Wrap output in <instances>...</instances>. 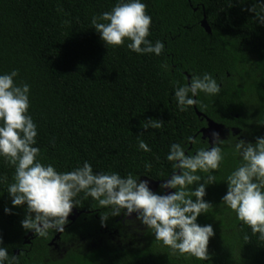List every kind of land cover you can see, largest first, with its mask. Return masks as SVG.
Segmentation results:
<instances>
[{"label":"trees","instance_id":"obj_1","mask_svg":"<svg viewBox=\"0 0 264 264\" xmlns=\"http://www.w3.org/2000/svg\"><path fill=\"white\" fill-rule=\"evenodd\" d=\"M142 2L152 18L147 39L165 45L160 56L131 52L128 41L106 47L91 28V17L110 11L116 0H0V74L17 70L15 83L30 86L28 114L37 125L34 146L42 163L66 172L87 161L94 172H131L164 182L173 171L165 158L170 145L192 135L200 142L188 152L202 147L205 118L227 130L222 140L255 143L264 136V24L250 11L259 12L262 0ZM205 72L221 85L218 96L196 97V111L205 118L193 106L179 111L174 82L183 85ZM150 120L162 126L143 128ZM137 137L150 152L138 149ZM146 162L152 165L147 173ZM235 166L229 153L213 173L217 182L206 187L204 200L212 208L197 223L211 225L214 236L211 258L203 262L172 255L136 217L109 216L102 226L101 214L108 210L97 209L83 193L72 209L78 217L68 220L51 245L58 232L44 239L21 227L26 205L12 206L6 189L14 169L0 159V246L18 256L19 264H264L259 233L221 205L224 178ZM155 192L163 194L160 187Z\"/></svg>","mask_w":264,"mask_h":264},{"label":"clouds","instance_id":"obj_2","mask_svg":"<svg viewBox=\"0 0 264 264\" xmlns=\"http://www.w3.org/2000/svg\"><path fill=\"white\" fill-rule=\"evenodd\" d=\"M259 4V12L254 8L250 11L255 13L257 23L264 24V0ZM146 7L142 0H116L110 11L91 17V28L106 47L125 45L128 41L126 47L131 52L160 56L165 45L160 40L153 44L147 39L152 18ZM161 68L166 73L171 70L167 63ZM17 76V70L0 74V159L14 169L6 192L12 206L26 205V215L21 221L24 230L44 239L50 232L63 233L68 216L78 205L75 198L83 193L85 198L97 202V209L108 210L107 214H101L102 226L109 216L123 213L128 217L136 213V220L172 255L210 260L208 243L214 230L211 225H199L197 217L212 208L204 200L206 187L217 182L213 173L230 153L236 159V166L224 178L227 191L221 205L264 240V136L257 137L255 143L237 138L230 142L220 139L219 133L213 131L211 146L205 139L204 145L194 153H189L188 148L200 142L196 136L185 137L184 144L172 143L165 157L171 162L172 175L159 185L161 192L175 190L167 194L153 192L148 180H141L131 172L125 176L118 172H94L87 161L71 171L60 172L52 164L42 163L41 150L34 146L38 133L28 114L30 86L15 83ZM174 83V98L181 112L200 105L196 99L200 93L218 96L221 92V85L207 72L192 76L186 84ZM149 126L160 128L162 122L150 120L143 128ZM137 138L138 149L150 152L149 146ZM151 168L150 163L144 164L145 173ZM193 185H196L194 190ZM4 212L9 214L10 209L5 207ZM0 264H19L18 256L10 255L7 247L0 246Z\"/></svg>","mask_w":264,"mask_h":264},{"label":"water","instance_id":"obj_3","mask_svg":"<svg viewBox=\"0 0 264 264\" xmlns=\"http://www.w3.org/2000/svg\"><path fill=\"white\" fill-rule=\"evenodd\" d=\"M201 26L205 29V31L207 33H210V30H209V27L207 26L206 24V21L205 19L202 20L201 22ZM189 80V78L187 79ZM194 107V110H195V113L198 117H202L203 115L200 114L198 111H196V108L195 106ZM204 117V116H203ZM205 118V117H204ZM206 120V127L203 128L201 131H200V134H201V139L202 140H205L207 139L208 143H209V146H211L212 144V139H211V133L213 131L215 132H218L219 135H220V139H223L225 135L228 134L227 130L224 129V127L222 125H218L216 123H214L213 121L205 118ZM179 171V170H178ZM149 182V187L150 189L155 192L157 190V188L159 187V185L163 182H152V181H148ZM172 190H166L165 192H163V194H167V192H171ZM78 213H76V211H72V215H69L68 219L70 221H74L77 217H78ZM136 213H132L130 216L126 217V219H134L136 217ZM31 235V233L29 234ZM60 235V232L57 233V235L54 237L53 241L51 242V245L53 244L54 240L58 239Z\"/></svg>","mask_w":264,"mask_h":264},{"label":"flooded vegetation","instance_id":"obj_4","mask_svg":"<svg viewBox=\"0 0 264 264\" xmlns=\"http://www.w3.org/2000/svg\"><path fill=\"white\" fill-rule=\"evenodd\" d=\"M69 217V216H68ZM68 219V218H67ZM69 220V219H68Z\"/></svg>","mask_w":264,"mask_h":264}]
</instances>
